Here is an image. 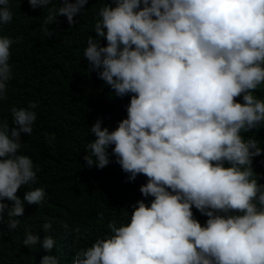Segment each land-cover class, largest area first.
<instances>
[{
  "label": "clouds",
  "instance_id": "9594fccd",
  "mask_svg": "<svg viewBox=\"0 0 264 264\" xmlns=\"http://www.w3.org/2000/svg\"><path fill=\"white\" fill-rule=\"evenodd\" d=\"M88 0H28L32 9L47 8L44 25L65 16L71 26ZM104 4L83 52L89 67L115 96L130 95L127 118L109 131L97 119L90 127L86 166L103 169L116 163L126 182L143 175L130 222L108 224L110 234L76 253L74 264H264V185L252 167L261 155L258 141L241 132L264 124V100L253 94L264 83V0H114ZM13 20L9 0H0V25ZM47 38L52 32L42 25ZM0 37V101L12 79L10 46ZM242 95L243 103L236 101ZM11 107L12 126L0 121V221L15 229L24 202L39 204L33 161L19 154L21 134L31 135L33 111ZM46 139L55 140L52 134ZM227 162L230 166L225 167ZM258 176V174L255 173ZM207 217L204 226L192 208ZM102 216V214H101ZM51 229L50 223L42 225ZM27 233L23 244L36 245ZM54 239L41 246L51 251ZM41 264H58L46 255Z\"/></svg>",
  "mask_w": 264,
  "mask_h": 264
},
{
  "label": "trees",
  "instance_id": "16d2710c",
  "mask_svg": "<svg viewBox=\"0 0 264 264\" xmlns=\"http://www.w3.org/2000/svg\"><path fill=\"white\" fill-rule=\"evenodd\" d=\"M74 2V0H70ZM114 7V0H88L81 14L73 17L71 26L65 16L44 25L47 8L32 9L28 0H9L13 20L0 25V37L19 40L10 46L9 64L12 79L8 83L7 99L0 101V121L12 126L11 107L33 109L36 121L31 135L21 134L19 154L28 156L39 171L36 183L23 185L16 195L23 201L24 193L42 188L45 196L39 204L24 202V214L16 217L20 222L9 229L7 213L0 221V264H41L44 256L57 258L58 264H74L76 253L91 247L97 239L110 234L108 224L115 220L119 226L130 222L131 212L138 200L150 206L153 197L144 198L139 192L147 182L137 175L133 182H126L128 173L116 163L112 155L114 145L108 147L110 163L103 169L86 166L84 155L90 154L87 144L95 140L90 127L97 120L109 131L127 118L130 95L117 97L112 89L98 78L95 71H88L83 57L89 36L96 37L94 24L97 13L104 5ZM62 6V0H52L49 7ZM42 25L52 32L47 38ZM106 46L103 37L97 38ZM253 94L264 100V83ZM243 103L242 95L235 98ZM54 134L55 140L46 137ZM247 141H258L261 155L253 158L252 167L258 184L264 185V124L241 132ZM225 167L230 166L227 162ZM258 174L257 175H255ZM11 205L6 199L0 201ZM193 217L205 225L207 217L194 207ZM102 214V216H101ZM51 224L43 230L42 225ZM37 235L36 245L26 246V234ZM45 236L55 243L51 251L42 248Z\"/></svg>",
  "mask_w": 264,
  "mask_h": 264
}]
</instances>
